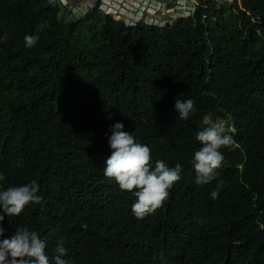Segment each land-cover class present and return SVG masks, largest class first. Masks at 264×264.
<instances>
[{"label": "trees", "instance_id": "16d2710c", "mask_svg": "<svg viewBox=\"0 0 264 264\" xmlns=\"http://www.w3.org/2000/svg\"><path fill=\"white\" fill-rule=\"evenodd\" d=\"M101 3L74 16L62 0H0V189L36 180L42 197L19 216L0 208L5 236L27 226L50 258L63 242L71 264H264V0H193L165 24ZM176 99L194 101L188 119ZM218 120L234 144L198 185L195 137ZM116 122L153 167L182 165L143 219L104 175Z\"/></svg>", "mask_w": 264, "mask_h": 264}, {"label": "clouds", "instance_id": "9594fccd", "mask_svg": "<svg viewBox=\"0 0 264 264\" xmlns=\"http://www.w3.org/2000/svg\"><path fill=\"white\" fill-rule=\"evenodd\" d=\"M46 27L47 21L37 26L36 35H26V47L32 48L40 38L39 33ZM174 107L181 120L188 119L190 113L195 111L192 99H176ZM205 125L196 134L195 139L201 147L194 152L191 160L198 185H206L216 178L217 169L224 160L220 149L230 148L234 144L230 134L234 129L223 120L211 124L205 121ZM123 129L122 122L112 125V135L108 141L112 152L106 160L104 175L114 179L121 191L133 193L136 199L132 212L137 218L143 219L162 206L169 189L181 179L182 165L178 162L170 167L161 159L156 160L153 167L150 146L137 142L132 133ZM39 187L37 181L32 180L30 183L0 189V208L3 213L7 217L19 216L29 204H39L42 200L38 194ZM211 196L217 198L218 191H213ZM4 219L5 215L0 214V222ZM82 226L87 228L86 223ZM6 231L0 223V264H71L70 260L64 258L68 252L63 242L57 244L50 258L46 254L47 242L37 231L23 225L16 227L9 236H5Z\"/></svg>", "mask_w": 264, "mask_h": 264}, {"label": "rangeland", "instance_id": "374dc122", "mask_svg": "<svg viewBox=\"0 0 264 264\" xmlns=\"http://www.w3.org/2000/svg\"><path fill=\"white\" fill-rule=\"evenodd\" d=\"M62 1L69 3L72 6L71 15L74 16L80 15L97 3V0ZM102 2L103 3H101L100 7L106 12L112 13L117 19L128 17L129 20H137L142 17L147 21H155L161 24H165L167 20L175 19L177 17H189L190 12L193 11L195 5L193 0H172L171 4L175 9H169L170 0H135L130 3L121 0V2L117 4H115L113 0H102ZM191 6L193 8H191ZM117 8L122 10L118 12L115 10Z\"/></svg>", "mask_w": 264, "mask_h": 264}, {"label": "built area", "instance_id": "2783aa9c", "mask_svg": "<svg viewBox=\"0 0 264 264\" xmlns=\"http://www.w3.org/2000/svg\"><path fill=\"white\" fill-rule=\"evenodd\" d=\"M109 1V0H108ZM119 1V2H118ZM118 1H116V0H113V2H115V4H117V3H120L121 2V0H118ZM126 2H131V1H135V0H125ZM97 2V1H96ZM111 7H113V6H111ZM117 9H119V8H117ZM122 10V9H121Z\"/></svg>", "mask_w": 264, "mask_h": 264}, {"label": "crops", "instance_id": "0c3cea01", "mask_svg": "<svg viewBox=\"0 0 264 264\" xmlns=\"http://www.w3.org/2000/svg\"><path fill=\"white\" fill-rule=\"evenodd\" d=\"M116 10H118V9H116ZM121 10V9H120Z\"/></svg>", "mask_w": 264, "mask_h": 264}]
</instances>
